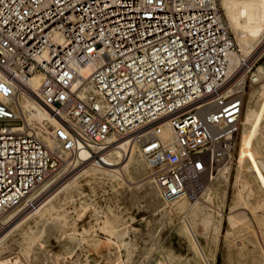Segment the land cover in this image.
Wrapping results in <instances>:
<instances>
[{"label": "built area", "instance_id": "obj_1", "mask_svg": "<svg viewBox=\"0 0 264 264\" xmlns=\"http://www.w3.org/2000/svg\"><path fill=\"white\" fill-rule=\"evenodd\" d=\"M218 1L0 0V216L62 163L96 165L116 141L137 150L161 201L197 197L232 155L241 98L227 90L254 61L229 66L237 48ZM87 63L84 90L76 69ZM19 94L62 125L64 140L37 137Z\"/></svg>", "mask_w": 264, "mask_h": 264}, {"label": "rangeland", "instance_id": "obj_2", "mask_svg": "<svg viewBox=\"0 0 264 264\" xmlns=\"http://www.w3.org/2000/svg\"><path fill=\"white\" fill-rule=\"evenodd\" d=\"M236 48L241 54L238 45ZM251 56L252 68L241 75L239 139L247 97L259 86L249 77L259 67L264 71V44ZM250 126V141L257 147V138L264 143V113ZM237 142L235 138L229 159L218 161L202 178L201 195L186 199L182 210L163 208L180 198L162 202L152 181L147 185L140 180L148 175L147 168L134 175L130 184L104 177H77L73 186L54 196L48 216L33 212L9 225L0 243L1 264H264V222L258 224L264 219V186L253 167V157L246 155L238 164ZM233 213L239 217L234 225L228 218ZM104 219L113 221V236L100 230Z\"/></svg>", "mask_w": 264, "mask_h": 264}, {"label": "bare ground", "instance_id": "obj_3", "mask_svg": "<svg viewBox=\"0 0 264 264\" xmlns=\"http://www.w3.org/2000/svg\"><path fill=\"white\" fill-rule=\"evenodd\" d=\"M219 7L222 9L223 13H225V16L228 18L229 24L227 20L225 21L224 16L221 13V16L224 19L225 23L227 22V28L233 36V40L236 46L238 45V49L241 52L240 54L238 51H236L233 57L230 58L229 66L233 67L239 57H250L262 44H264V0H220ZM238 53L240 54L239 56ZM94 67V64L87 63L78 66L76 69L77 72L85 80L83 86L84 90L88 89L89 83L87 78ZM40 78L41 76L38 73H34L29 79H27V85L31 88V90L36 89L37 85L40 82ZM249 78L250 82L258 83L259 86L255 92L250 93L247 97V102L249 104H247L245 108L246 111L242 123L240 139L238 138V135L240 133V130L238 129L241 118H239L237 121L236 138L237 140H239V143L237 142V144L239 145L240 149L238 153V164H242L244 156L246 155L250 158L253 157V167L257 172L259 181L264 186V143L257 138L258 141H256V143L258 145L256 147L253 146L250 141V125L252 123V120L256 117L261 116L264 113V71L259 67L257 68V72L253 73ZM243 88V78H239L236 81L234 88H230L229 90H227V94L231 92L232 94L236 93V95L240 96L239 93L242 91ZM16 105L18 108H20L25 120H27V122L32 125L34 124L37 127L36 135L39 139L42 140L44 144L51 147L53 146V144L64 140V138L66 137V133L62 125L58 121L51 119L46 113L45 109L42 108L37 101H35L34 97L31 96V94H19L16 98ZM161 136L164 138L168 137V132L165 124L162 127ZM258 151L261 152L260 156L255 159V154ZM101 159L102 162H99L96 165H90L88 163L82 165L81 169L79 168L77 172L75 171L73 173L75 175L71 174V172L78 165H74L71 168L63 166L60 170H55V173L52 176L50 175L47 180L43 181V183H41L38 187H35L32 192L25 195L22 198L23 200L17 206H15V208L7 212L6 214L0 216V219L3 218L0 221V232L4 231V234L0 236V243L4 240V237L7 235V229L11 226V224H14L16 222L19 223L23 219L30 216V214L33 212H35L36 214L40 213V216H48L49 212L52 209L51 201L54 199V196L58 192L72 185L77 177H104L109 180H114L117 183L130 184L131 179L134 175H140L144 173V169L147 168L146 163L143 162L137 150L133 146L130 147V145H126V143H121L120 141L113 142L111 145H109V148L105 150L101 155ZM122 161H124L123 164H121ZM72 175L73 178L71 179L70 177H72ZM142 179L144 180L143 183L147 185H149L152 181V177L150 176L149 178V174L142 177L140 180ZM153 186L156 189L154 184ZM201 193L199 194L201 195ZM238 197L240 200V205H242L243 200L241 196ZM185 206L186 198L181 197L179 201L171 204L170 206L164 205L163 208L171 210H182L185 208ZM30 207L32 208L30 210H27ZM239 209L241 210V207ZM239 215L241 219V217L243 216H241V214ZM228 218L229 223H232L233 225L235 224L236 220L239 219V217H237V214L234 215V213ZM261 222L263 223L264 219H260V223L258 224H261ZM112 224V220L104 219L100 230L105 232L109 236H113L111 233V230H113L111 227ZM261 232L264 231L261 230ZM29 233L30 231L28 232V234ZM107 241L108 243L110 242V237L107 238ZM255 242L257 244V241ZM1 263L2 262L0 261V264Z\"/></svg>", "mask_w": 264, "mask_h": 264}]
</instances>
